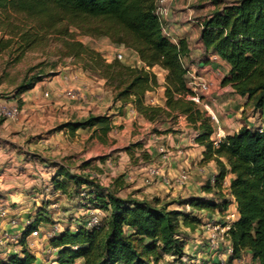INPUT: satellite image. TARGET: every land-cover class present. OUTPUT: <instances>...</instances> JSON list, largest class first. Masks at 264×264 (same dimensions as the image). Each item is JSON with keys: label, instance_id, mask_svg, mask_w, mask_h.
Returning a JSON list of instances; mask_svg holds the SVG:
<instances>
[{"label": "trees", "instance_id": "trees-1", "mask_svg": "<svg viewBox=\"0 0 264 264\" xmlns=\"http://www.w3.org/2000/svg\"><path fill=\"white\" fill-rule=\"evenodd\" d=\"M212 10L201 22L199 43L204 55H216L230 67L221 81L233 93L247 99L245 109L264 114V0H204ZM78 36L107 38L112 44L134 51L142 67L127 66L116 58L108 62L99 52L86 47ZM49 37L58 39L57 54L72 59L82 71L104 81L103 88L113 102L127 105L151 123L184 117L194 132V142L202 147L200 165L213 163L217 168L214 183L210 177L201 187L207 198L190 197L176 202L189 212L169 210L173 203L158 199L121 198L122 179H115V191H105L96 179L71 174L65 168L55 172V191L66 195L70 183L75 190L85 189L87 209L100 210L101 227L88 230L75 223L50 239L55 264H161L171 258L183 264L186 245L184 228L196 230L203 225L194 213L227 211L224 179L233 175L229 194L239 218L229 233L233 254L229 261L250 256L253 264H264V124L243 126L215 144L213 126L206 112L188 97V68L183 58L190 54L186 39L177 43L163 33L156 13V0H0V56L15 53V62L24 54L42 46ZM56 64L45 72L41 65L30 69V76L16 89V107L21 110L22 96L54 75ZM167 72L164 82L165 107L148 105L145 95L158 88L152 68ZM34 70H39L33 73ZM245 115V111H244ZM3 120L0 119V125ZM260 127L262 131L260 132ZM113 129L110 116L89 114L85 118L59 124L50 132L67 131L74 135L88 130L99 143L106 144ZM168 129L164 133H168ZM155 132V130H154ZM144 144L136 142L124 151L132 157L141 152L149 156ZM87 167V162L81 168ZM85 203V204H86ZM105 214V215H104ZM209 216V215H208ZM211 218V217H210ZM50 219L38 213L18 241L19 253L0 257V264H35L37 257L28 249L26 238L32 230Z\"/></svg>", "mask_w": 264, "mask_h": 264}, {"label": "crops", "instance_id": "crops-1", "mask_svg": "<svg viewBox=\"0 0 264 264\" xmlns=\"http://www.w3.org/2000/svg\"><path fill=\"white\" fill-rule=\"evenodd\" d=\"M211 10L210 4L204 0H175L169 6L168 15L162 24L163 33L171 42L177 43L180 39L189 42L190 54L183 58V63L188 68L186 83L191 89V82L197 79L209 82V91L201 95L199 107L213 122V119L218 121L217 124H212L213 140L221 141L227 135L237 133L245 125V117L246 121L251 123L254 122L255 116L263 120L264 114L256 112L254 115H248L252 110L245 109L247 99L234 94L230 87L221 85L222 79L230 70L228 64L219 57L214 59L213 55H204L202 45L199 43L201 22ZM106 44V55L103 57L108 62L120 54L123 64L143 66L134 51L114 45L110 41H106ZM61 70L51 72L55 75L26 92L22 96L23 105L17 119L5 120L0 125V197L8 204L6 217L0 219V232L10 236L8 243L0 248V257L20 250V246L14 245L15 241L12 239L15 234L21 233L24 224L13 226L12 221L28 217L32 204L41 199L43 192L41 188L50 185L52 171L62 167L69 173L73 172L67 165L68 161L73 165L72 169L77 168L75 173L94 164L104 172L109 171L112 177L121 175L124 169H127V172L122 174L124 186L119 190L118 196L121 198L131 196L138 200L163 201L165 198L169 200L170 197L204 198L206 195L202 193L201 187L207 180V172H211L210 176L217 174V168L213 163L200 165L204 149L194 142V132L184 117L151 123L139 115L131 105L121 109L120 102L114 103L111 93L103 88V80L75 66L69 70L68 68ZM151 71L156 75L159 86L145 95V101L148 105L164 108L163 85L167 72L159 67H154ZM71 89L80 90L82 97L75 101L66 99L64 93ZM45 93L48 94L47 97L44 96ZM89 114H106L111 118L113 129L108 134L107 143L104 144L108 148L104 150V154L99 155L93 150L92 145L100 143L88 130H78L74 135L67 131L50 132L59 124L85 118ZM168 129L171 131L164 133ZM136 142L144 144L143 151L149 156L147 166L162 169L167 178L176 177L180 171L187 170L189 172L187 184L180 189L165 186L158 180L146 187L139 178H128L130 173L143 167L140 163L133 166L127 152L124 151ZM162 150L168 153L167 160H164ZM110 152L116 156L115 159L109 157L102 162L98 160V157L106 156ZM63 159L64 163L61 162ZM85 162L87 167L81 168ZM232 180V174L225 177L223 193L230 202L227 211L237 213L234 199L229 194ZM201 214H204L205 218L208 215L220 216L218 213ZM82 219L78 218L74 222L80 223ZM40 227L41 225L38 229ZM200 229L201 227L194 231L183 229L188 237L184 250L191 254L192 263L196 264L199 263L196 260L201 251L197 245ZM28 242L34 243V239L30 237ZM30 251L36 256L34 249ZM77 262L82 264V260ZM37 263L38 257L35 264Z\"/></svg>", "mask_w": 264, "mask_h": 264}, {"label": "rangeland", "instance_id": "rangeland-1", "mask_svg": "<svg viewBox=\"0 0 264 264\" xmlns=\"http://www.w3.org/2000/svg\"><path fill=\"white\" fill-rule=\"evenodd\" d=\"M77 39L81 43H83L86 47L99 52L102 56L106 55L105 52L106 51L105 48L107 46L106 41H109L107 38L78 36ZM58 48H59L58 39L54 37H49L48 39L45 40V42H43L42 46L26 52L18 62H15L16 54L13 52L12 53L6 52L0 56V108H1L0 119H2L3 121L8 120L3 114L11 110L13 107H16V89L25 79H27L31 75L30 69H32L33 67L41 65V67L45 72L50 71L51 69L50 66L53 63L57 65L55 70H53V72L57 70H61L63 68H68L69 70L74 68V66L79 68L77 65L74 64L72 59L61 58L57 54ZM37 71L39 70H34L33 73H36ZM248 110L250 111L251 109ZM248 115H254V112L250 111ZM246 120L247 117H245L244 126H248L252 129L264 124V119L260 120L258 116L254 117V122L249 123ZM211 122L212 124L215 123L212 121V119ZM92 147L94 148L93 150H96V152L99 155L104 154L105 149L108 150V148L105 147L104 144L101 145V143L94 144L92 145ZM109 157L115 159L116 156L110 152L106 156L98 157L99 158L98 160H101L102 162L106 159L108 160ZM129 159H130V163L133 166L140 163L142 164L143 168L150 167L146 165L147 162L144 161L140 151L134 152L132 157L129 156ZM64 161H65L64 159L61 160L62 163H64ZM67 165L69 166V169L73 171L71 174L81 175L82 177L89 179L95 178L96 183L99 185V187L109 192L115 191L118 186V183L115 182V179L118 178L122 179L121 178L122 174L127 172V169H124L121 175L112 177L109 171L104 172L102 168L94 164L93 166L87 169H80L81 172L79 171L78 173H75V170L77 171V168L75 167L74 169H72L71 167L73 165H71L69 161ZM56 171L57 170L52 171L50 173V177H51L49 180L50 185L48 187L46 186L45 188H41L43 190L41 199L32 204L31 213L28 214V217H25L22 220L18 218V220L16 221V225L21 226L25 223L26 220H30V219L34 220L38 213H42L46 215L51 221L47 224L45 223L41 224V227L39 229V236L37 239L34 240L35 243L33 249L35 251L36 257H38L37 264H52V262L54 261L53 254L55 252L50 251L48 249L49 247H51L49 245L50 238H48L47 240V235H50L52 233V228L56 226L58 227L59 231H62L70 227V229L74 230L75 228L74 220H77L78 218L82 217L86 212V208H87L86 200H84L83 197L80 195V189L78 191L75 190L74 186L71 183L69 185V190L66 195L62 194L59 191H55L53 189L52 181ZM210 174L211 172H207V176H208L207 180L209 179ZM136 178H138L137 175L135 176L134 179ZM207 180H205L204 183H206ZM168 195L170 196V193H168ZM207 197L208 196H204V198ZM182 200L185 199H182L181 197H170L169 200H167L166 198L163 199V202L173 203L170 206L169 210H177V211L185 210L186 212H189L190 210L188 211L186 208L183 209L182 207H179L178 204H176V202ZM194 215L202 219L203 223H205L207 219L211 217L209 215L207 216V218H205L204 214L201 213H194ZM200 230L202 234L203 230L202 229ZM187 238L188 237L185 234V239L187 240ZM246 259L247 261L250 260V256H247ZM75 264H80V263L76 262ZM161 264H174V263L171 258H165V260Z\"/></svg>", "mask_w": 264, "mask_h": 264}, {"label": "built area", "instance_id": "built-area-1", "mask_svg": "<svg viewBox=\"0 0 264 264\" xmlns=\"http://www.w3.org/2000/svg\"><path fill=\"white\" fill-rule=\"evenodd\" d=\"M174 1L175 0H156V13L161 22L166 19L168 15V8ZM216 57V55H213L212 58L215 59ZM116 59L121 61L122 56L118 54L116 55ZM190 85L194 96L188 98L200 105L201 95L209 91V82L203 79H197L191 82ZM44 96L47 97L48 94L45 93ZM64 96L72 101L78 100L82 97L80 90L73 89L67 90L64 93ZM19 113L20 110L17 107H13L11 110L7 111L3 115L8 120H15L17 119ZM213 120L216 124L218 123L216 119ZM261 131L262 128L260 127V132ZM218 142L219 141H215V144H217ZM161 154L163 155L164 160H167L169 158L168 153H166L165 151L162 150ZM136 175L138 176L140 182L146 187L151 186L153 183H156L158 180H160L165 186H171L181 189L187 184L189 179V172L187 170L180 171V173L176 177L167 178L162 169L151 166L146 168H137L136 172H132L128 175V178L134 179ZM214 177L215 176L212 175L209 179L212 184L214 183ZM80 195L83 197V199L86 197L84 188L81 189ZM7 209V202L2 197H0V219L6 217ZM186 209L188 211L190 210L189 207H186ZM102 215L103 213L100 210L87 209L84 215L80 217L83 219L78 224L88 230L97 229L102 225ZM237 219V213L226 211L222 216L220 215L219 217L215 216L208 218L207 221L203 223L201 227L203 231L197 241V245L201 248V251L198 253V264H253L251 258L247 261L246 257L248 255L246 256V254H243L240 259H234L232 261H229L230 257H232L233 254V247L230 242L229 233ZM33 221V219L26 220L21 233H17L13 236L12 240L15 241L14 245H18V241L20 240V238H22L23 232L26 230V228L30 227L33 224ZM12 225L16 226V222L12 221ZM58 232H60L58 227L54 226L52 228V233L50 235H47V240L48 238H53L54 235ZM38 236L39 229L37 228L35 230H32L30 235L26 238V245L29 250H32L34 248L35 242L29 243L28 239L31 237L35 240L38 238ZM9 237L10 236L7 233L0 232V248H2L5 244L8 243ZM48 249L50 251H53L51 247H49ZM19 251L20 250L10 253H19ZM190 255L191 254L188 251L184 250V256L181 258L183 264H196L192 263Z\"/></svg>", "mask_w": 264, "mask_h": 264}]
</instances>
